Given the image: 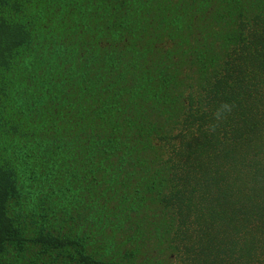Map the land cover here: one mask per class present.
Listing matches in <instances>:
<instances>
[{"label": "trees", "instance_id": "1", "mask_svg": "<svg viewBox=\"0 0 264 264\" xmlns=\"http://www.w3.org/2000/svg\"><path fill=\"white\" fill-rule=\"evenodd\" d=\"M0 264H264V0H0Z\"/></svg>", "mask_w": 264, "mask_h": 264}]
</instances>
